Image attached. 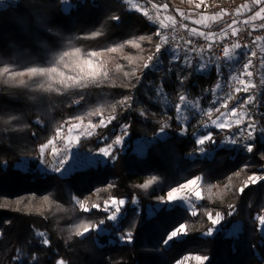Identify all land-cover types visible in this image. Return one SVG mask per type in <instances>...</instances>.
<instances>
[{"label":"trees","instance_id":"trees-1","mask_svg":"<svg viewBox=\"0 0 264 264\" xmlns=\"http://www.w3.org/2000/svg\"><path fill=\"white\" fill-rule=\"evenodd\" d=\"M69 1L66 10L61 0H17L0 8V116L18 117L11 125L0 120V264H57L59 259L66 264H177L183 263L185 256L192 259L196 255L209 257L204 264H264V233L254 218L264 213V181L252 183L248 179L264 176V135L259 131L264 127V85L257 97L258 107L248 105L257 123L255 139L247 141L253 144V151L222 143L237 131L233 127L213 128V141L206 142V151L200 153L194 130L181 134L174 107L168 109L157 101L155 88L163 80L164 92L176 103L181 89L179 70L181 76H188L184 92L190 97L200 96L208 104L213 94L205 90L217 83L215 66L197 72V64L181 67L176 63L169 73L165 50L160 54L162 66L145 69L143 64L149 62L147 57L159 42L154 35L159 27L153 20L122 0ZM136 1L146 8L148 1ZM153 1L165 4L166 0ZM182 2L192 5L190 0ZM112 15H118L120 21L111 20ZM227 21L207 29L214 31ZM97 31L101 35L92 36ZM141 35L153 37L151 42L138 41L142 50L125 44L117 52L105 51ZM260 45L264 46V40ZM78 48L81 52L70 57V63L87 69L82 63L89 58L86 54L98 52V57L90 58L92 67L102 63L114 83L89 84L58 93L46 91L45 80L29 74L32 68L55 67L50 61ZM129 56L135 59L134 64L128 63ZM116 64L124 71L137 68L140 82L131 80L135 88L125 87L129 80ZM221 71L229 77L227 69L221 67ZM248 94L240 92L236 96L244 99ZM129 95L133 97L132 106L124 108L118 102ZM77 100L80 102L75 103ZM96 109L99 115H87ZM112 115L115 120L80 139L78 147L81 151H98L121 134L120 125L128 124L126 148L115 149L116 159L109 157L103 165L68 176L44 174L37 169L39 145L51 139L64 123L80 121L77 116L99 123L102 117ZM195 120L193 117L191 122ZM162 128L168 133L166 138L150 144L143 155L132 151L137 138L152 136ZM104 136L109 140L103 141ZM22 159H27V170L16 166ZM152 176L157 180L147 189L141 188ZM197 176L202 178L203 197L197 204V216L179 203H160L171 187ZM246 182L248 187H244ZM242 187L244 191L240 192ZM73 197L84 201L90 211L81 210ZM113 198L126 200L116 222L108 219L109 211L103 210L104 202ZM93 204L100 207L93 208ZM208 212H220L223 217L219 229L211 235L204 234L215 227L207 218ZM80 223L98 227L76 236L70 230ZM180 223L186 224L187 235L164 245L163 240ZM236 224L240 225L238 232L229 234ZM100 226L109 231H99ZM37 232H45L50 244L44 245V237H38ZM127 232L132 233L130 240L125 237Z\"/></svg>","mask_w":264,"mask_h":264},{"label":"snow or ice","instance_id":"snow-or-ice-1","mask_svg":"<svg viewBox=\"0 0 264 264\" xmlns=\"http://www.w3.org/2000/svg\"><path fill=\"white\" fill-rule=\"evenodd\" d=\"M62 4L64 6L69 5V0H61ZM123 3L131 5L133 9L136 11L142 12L145 17H147L149 20H155L159 24V28L161 30L173 28V31L175 30V21L169 17L168 19L171 21L170 24H165L163 20L159 19V16L157 15L155 18L153 16L149 15V11L140 6L139 4H134L133 0H122ZM150 2V0H149ZM253 6H259V10L253 11L252 7L249 4L241 5L239 8H237L235 11L237 14L241 13V10L252 12V15L248 17L247 20L244 21L246 24H252L253 29H264V22L255 24L253 23L256 20L264 21V0H252ZM163 7V9L167 10L168 5L163 4L157 5L152 4V8L156 10L157 13H159L160 8ZM197 8L200 7V4L196 5ZM221 13L215 14L213 19L220 18ZM111 20L115 22L120 21V17L118 15H112L110 17ZM197 24H203L204 20H197ZM236 24V20H233L232 24L228 25V28L224 29L220 35V39H223L224 37L228 36L229 32L228 29H231L232 35H236L237 29L233 27V25ZM186 27V26H185ZM101 33L99 31L93 32L92 36H100ZM156 37L159 38V42L155 44V51L147 57V61L152 62L155 61L154 65H150L149 63L143 64V68L147 69L150 66L155 69H158L160 66H162L163 61L160 59V53L162 49H165V46H167L166 51L169 55V68L168 72L171 73L173 71L172 65L176 63H180L181 67H191L193 63V56L198 57L197 72H202L207 70L211 66H215L218 80L213 89H206L205 91H211L213 94V98L211 101L212 105H218L217 107H208L205 111L204 108L201 107L200 104V98H197L195 100L189 99L188 95L183 90V83L185 80L188 79V76H181L179 70L177 71V79L180 81L181 89L179 93V103L174 105V109L176 112L175 119L179 121L181 124H184L185 127L182 129L181 134H184L187 131V121L189 119L188 113L189 112H195L203 116H207L210 121V125L214 126L217 129H231L233 127L237 128L236 132L232 133V138L223 141L222 143H230L232 145H236L237 143H240L242 147L246 148L248 152L253 151V144L247 143V141H253L255 139V134L257 131V123L253 120L251 112L247 109V105H252L254 108L258 107L259 100L257 99V96L255 93L247 95L246 98L243 99V102L240 103L238 100V97L236 96V93L244 92V93H250L253 89L257 88V85L251 80V77L253 76V72L249 69L253 66V57H257V52L255 50L249 49L248 45H244L243 48L246 49V51L243 52V55L247 57V60L242 65L243 71L236 68V63L239 61V57L241 53H239L237 50L242 48V45L240 43H233L230 47L225 45L223 48V58L225 59V65L229 68V78L226 81V84L221 83V79H223V73L221 72V64L220 61L222 57L220 55H208V51L212 48L211 44H208L207 48L205 47H198L195 45V43L191 39L184 40V38H181L183 40V45H181L180 42L176 41L175 36H172L170 39L169 34H163L161 31H157L154 34ZM189 35L191 36H204L205 39H213L214 34L213 33H203L198 32L195 28L189 30ZM153 39L152 36H144L141 35L138 37V39H128L124 41L122 44H118L115 47H109L105 51L114 53L119 50H121L125 44L131 45L133 48L141 49V43L138 41H149L151 42ZM261 40H264V37L262 36H256L254 38V43L256 44V47L259 48L260 53L262 54V57L260 58V67L264 68V46H261L259 42ZM142 50V49H141ZM81 52V49H76L72 52L67 53H61L58 57H55L50 63L52 65H55V67H38V68H32L29 70V74L32 76H41L45 83L47 84L46 91H55V92H62L64 90L73 89V88H79L83 89L88 87L89 84H96L97 86L104 84L105 82H111L109 77V72L105 68V66L100 63L96 67H92L93 61L90 59L91 57H98L100 53L98 52H90L87 53L86 56L89 57L88 59H83L82 63L83 65H87V69L83 67L80 64H73L69 62V58L72 57L75 54H79ZM129 64H134L135 59L133 57H126ZM116 69L118 71L123 72V76L128 78L129 84L125 85V87H131L135 88L136 84L131 83L132 79L136 80V83L138 84L140 82V77L137 75V68L133 67L131 71H124V68L120 64H116ZM233 73H239V74H233ZM249 77L247 81L243 78L244 76ZM259 80L260 84L264 85V74H259ZM23 83V81H21ZM227 87L229 91L224 92V87ZM156 93V99L157 101H160L164 103L166 106L171 104V101L168 100L167 95L164 92L163 88V80H161L160 85L155 88ZM219 93V94H218ZM151 99V97H149ZM83 99V97H81ZM133 97L131 95L125 96L122 100H120L118 103L124 107V108H131L132 106ZM230 101H237L236 106L229 108V102ZM80 101L77 100L75 103H79ZM115 105L112 106L113 111H115ZM221 108L225 109V111H221ZM239 109V110H238ZM140 114L144 115V110L140 109ZM213 111L219 113V115L216 116L215 119H212ZM100 110L96 109L95 111L88 112V116L93 115H99ZM229 117H232L229 119ZM247 117L248 123L246 127H242V125L245 124V118ZM18 119L15 115H8L7 118H4L0 116V120L3 121L4 124L11 125L14 121ZM76 120L83 121L84 117L77 116L75 117ZM116 119L115 115L108 117V123H111L113 120ZM39 123V121H37ZM204 129L207 131L209 128V123H204L202 125ZM73 128L79 127V125H73ZM98 127H107V124L105 123L104 119H100L99 124H93L91 120L88 122V126L86 128V134L88 136H92L95 134V130ZM128 124H122L120 125V133L115 136V139L112 140L110 143H107L106 146L99 148V153L102 154L104 157H111L113 160L116 159V156L114 155L115 149L123 144L124 137L128 135ZM15 131V129H13ZM71 131V129H70ZM164 129H161V132H163ZM260 134L264 135V127H261L259 129ZM60 129H57L56 135L59 136ZM85 133H81V135H84ZM195 135V133H194ZM103 141H108L109 137L104 136L102 137ZM213 141V136L210 131L207 132L206 135H200L195 143L199 145L198 151L200 153H204L206 149L203 147V145L208 142ZM51 146V157L53 160V163L51 165V170L56 173H60L61 175L64 174L66 171L65 164L67 162V151L65 149H60L55 146L54 139H48L46 143L39 145V153L41 156L45 153V150L48 149ZM238 175V173H237ZM201 177L197 176L193 179H188L185 183L179 184L178 187H171L170 190L166 193V198L161 197L160 203L167 204L169 206L174 205L175 202L182 203L186 209L190 210V214L195 217L198 215L195 203L193 201V197H195L196 200L202 199L201 191L199 188H195L193 186L197 185L199 181H201ZM252 183H256L257 181H264V176H251L248 178ZM157 180L156 176H152L151 179H148L146 183L141 184L140 187L143 189H147L150 185H152ZM109 187H112V185H109ZM244 187H248V183L246 182ZM244 187L240 189V192L244 191ZM187 189L188 192H184V190ZM99 191V190H98ZM45 200L48 199L46 196L44 198ZM73 200L76 204H78L81 208V210L88 212L90 209H88L85 206L84 201L79 200L75 197H73ZM126 201L124 199H115L113 198L110 201L104 202V211H109L110 207L114 208V211H111V214L108 216L109 220L116 221L118 219V216L121 212V206H124ZM132 203H136L135 199H133ZM93 208H99L100 206L97 204L92 205ZM230 209H234L233 205L228 206ZM230 215L232 213H229ZM208 220L211 221L212 225H217L220 220L223 218L220 212H216L215 218L213 217V214L211 212L207 213ZM256 220L259 221V230L264 233V215L257 214L254 217ZM101 224L104 223L103 220L100 221ZM98 225L96 224H90V223H80L75 225L73 229L70 231H73L76 236H84L86 233L90 232L92 229L97 228ZM214 229L209 228L205 235H211L213 233ZM188 228L186 224L180 223L177 227H175L174 230H172L166 237V239L163 240L164 245H168L170 241H172L174 238H177L181 235H187ZM36 235L38 237H44L42 243L44 245H49L50 241L47 239L45 232H37ZM132 233L127 232L125 234V237L127 239H131ZM124 238V237H122ZM69 239H71V236H69ZM36 257H33V261H35ZM189 257L185 256L184 260H188ZM194 259L199 262V264H204L205 261L209 259L207 256H201L196 255ZM57 264H66V262L63 259H59L57 261ZM177 264H181L180 261H177Z\"/></svg>","mask_w":264,"mask_h":264},{"label":"rangeland","instance_id":"rangeland-1","mask_svg":"<svg viewBox=\"0 0 264 264\" xmlns=\"http://www.w3.org/2000/svg\"><path fill=\"white\" fill-rule=\"evenodd\" d=\"M16 1L17 0H0V8L4 7V6H7L8 4H11V3H15ZM172 1L180 3V4H183V5H186V6H192V5H197V4L203 5L208 0H190V2H191L190 4H192V5H189V3H187V4L183 3L182 0H170V3ZM70 4H71V2L69 1V5ZM136 4H139L140 6L144 7V3L143 2H138ZM62 6H63V8L65 10L68 8V6H64L63 4H62ZM171 9L172 8H169L168 12H161L160 11V13L163 16H165L166 18H168L170 14L174 13ZM158 31H160V30H158ZM245 62H246V59H244L243 63H245ZM242 71H243V69H242ZM243 78L245 79V81H247L249 79V77H247L246 75ZM226 80H227V78H225V74L223 73V79H221V83L224 84V82ZM251 80H252V78H251ZM249 94H252V91ZM167 98H168L169 101H171V104L167 105L168 109H172L175 104L179 103V100L176 101V103H174L173 102L174 99L171 96L167 95ZM188 98L189 99H193V100H195L197 98H200L201 107L204 108L205 111L210 106L213 107V108L218 106V105H212L211 102L208 103V104H205L200 96H197V97L188 96ZM238 100H239L240 103H242L243 102V97L242 96L238 97ZM232 102L233 101H231V103L229 104V108L234 107L237 104V101H234L233 105H232ZM246 107L249 110L248 105ZM221 111L223 112V111H225V109L222 108ZM217 115H219V113L215 114V111H213V114H212L211 118L215 119ZM188 116H189V119L187 121V131L185 133H188L191 130H194L196 138H198L200 135H206L208 131H210L212 133V135H213V128H215V127L210 125V121H209V118L207 116H203V115H200V114L195 113V112H189ZM175 117H176V112L174 114V118ZM193 117L196 118V120L192 123L191 120H192ZM231 118L232 117H229V119H231ZM101 119H104L106 124L108 123V117H102ZM88 122L87 121H70L68 123H64L61 127H59V129H60L59 136H57L56 133H55V135L51 138V139H54L55 146L57 148H60L62 150L66 148V151H67V162L65 164L66 171L64 172L63 175H61L60 173L53 172L51 170V165L53 163V160H52V157H51V146L48 149L45 150V153L43 154V156L40 155V162H39V165H38L37 169L39 171L43 172L44 174L52 173V174H57V175H60V176H68V175H71L72 173H74L76 171H79V170H84V169H88V168H96V167H98L100 165L105 164L108 161L109 157H104L102 154L99 153V150L95 151V152H86V151L79 150V147H78L79 140L82 139V138L88 137V135L86 134V131H85L87 126H88ZM177 122H179V121H177ZM92 123L93 124H97V125L99 124V123H96L94 121H92ZM204 123H209V128L207 129V131L202 126ZM247 123H248V120H247V117H246L245 118V124L242 125V127H246ZM179 124L182 126V129H184L185 125L181 124L180 122H179ZM73 125H79V127L73 128L72 127ZM70 129H71V131H70ZM96 130H95V132H96ZM81 133H85V134L81 135ZM167 134L168 133H167L166 130H164L163 132H161V130H160L156 134H153L152 136H142L140 138H137L134 141L132 151L137 153V154H139V155H143V154H145V152L147 150V147L150 144L166 138ZM127 136L124 137L123 144L118 146V147H122L123 149L126 148L125 141L127 139ZM204 145H203V147H204ZM16 166L19 167L22 170H27L28 169L27 159H22L21 161H18L16 163ZM201 182H202V179H201V181H199L197 183V185H195L193 187L199 188V190L201 191V195H202ZM184 192L187 193L188 190L185 189ZM77 199H79V198H77ZM79 200H81V199H79ZM200 200H196L195 197H193V201L195 203L196 209H197V204L200 202ZM135 201H137V200H135ZM177 203L183 205L180 202H175L174 204H177ZM109 204H110V202H109ZM158 207H159V205L156 206V208H158ZM121 208H122V206H121ZM114 210H115L114 208L110 207L109 214H111V211H114ZM121 212H122V210H121ZM121 212H120L119 216L121 215ZM262 215H264V213ZM213 217L215 218V215H213ZM114 222H116V221H114ZM220 222H221V220H220ZM219 223L217 225H215V227L213 228L214 229L213 233L217 229H219ZM239 229H240V225L236 224L228 232H229V234H235V233L238 232ZM98 230L101 231V232H103V231L104 232H108L109 231L106 227H103V226H100L98 228ZM181 236H179V237H181ZM120 239H122V236L120 237ZM195 261L196 260L194 258H192V259L189 258L188 260L184 261L181 264H192L191 262H195Z\"/></svg>","mask_w":264,"mask_h":264},{"label":"built area","instance_id":"built-area-1","mask_svg":"<svg viewBox=\"0 0 264 264\" xmlns=\"http://www.w3.org/2000/svg\"><path fill=\"white\" fill-rule=\"evenodd\" d=\"M246 3L249 4L252 7V9L256 8V6L252 5V0H232V1L208 0L203 5H200L199 8H197L196 5L186 6L174 1L170 3V0H166L165 4L168 5V8H172L171 10L174 12L173 13L174 16L172 17V19L175 21V26H174L175 30L173 31V28H168L163 30L159 28L158 30H160L163 34H169L170 39L172 36H175L176 41L180 42L181 45H183V40L181 38H184V40L191 39L198 47L207 48L208 44H211L212 48L208 51V55L209 56L220 55L222 57L220 64L222 68L227 69L229 75H230L229 68L224 66L225 65V59L223 58L224 46L227 45L230 47L233 43H240L242 45V48L239 50H242L244 52L246 51V49H244L243 46L248 45L249 49L255 50L257 52V57L252 58L253 66L250 68V71L253 72V76L251 78L253 82L257 85V88L252 90V94L255 93L256 96L258 97L262 89V85L260 84V80H259V74H262V68L260 67V58L262 57V54L260 53L259 48L256 47V44L254 43V38L256 36L264 37V29H253L252 24L244 23V21L248 19V16L245 13L246 11H244L243 9L241 10L240 14L236 13L235 10L239 8L241 5H244ZM152 4H156V2L148 1L146 5V9L149 11L150 15L153 16L154 18L158 15L159 19L163 20L165 24H170L171 21L168 19L169 17L166 18L165 16H163L160 13V10L159 13H157L156 10L152 8ZM192 11H197L206 15H212L217 13L225 14L227 18H229L230 24H232L233 20H236V24L233 25V27L237 29L236 35H232L231 29H228L229 34L223 39H220V35L222 32L215 34L213 36V39L211 40L205 39L204 36L189 35V28L187 22L189 15ZM153 22L159 27V24L155 20H153ZM260 42L261 41L256 43L260 44ZM166 48L167 46H165V49L161 50V53L165 51ZM244 59L247 60V57L244 56ZM197 62H198V57H195L194 55L193 63L197 64ZM148 63L150 64L151 62ZM242 65H243V61H238L236 63V68L242 71ZM143 74H144V70L140 72L141 76ZM233 74H239V73H233ZM226 81L224 82V84H226ZM223 91L227 92L229 91V89L225 86ZM237 145L240 148L246 150V148L242 147L240 143H237Z\"/></svg>","mask_w":264,"mask_h":264},{"label":"crops","instance_id":"crops-1","mask_svg":"<svg viewBox=\"0 0 264 264\" xmlns=\"http://www.w3.org/2000/svg\"><path fill=\"white\" fill-rule=\"evenodd\" d=\"M145 1H149V0H145ZM152 2H155L153 0H150ZM133 3L136 4L137 1L136 0H133ZM158 5H163L164 3H156ZM169 8L167 7V10L163 9V7L160 8V11L161 12H168ZM256 10H259V6H256V8L253 9V11H256ZM247 14V16H251L252 15V12H248L246 11L245 12ZM173 13L169 15V17H173ZM215 16V14H212V15H206V14H203V13H200V12H197V11H192L189 15V18H188V22H187V25H188V28L189 30L190 29H193L195 28L198 32H203V33H213L214 35L219 33V32H222L224 29H226L228 27V25H230V22H226V24L224 23L223 27H217L216 30H208L207 28L211 27L212 25H214L215 23L219 22V21H226V20H229V18H227V16L225 14H221L220 18L218 19H213V17ZM203 19L204 20V23L203 24H197L196 21L197 20H201ZM264 21H260V20H256L254 21L253 23L255 24H259V23H262ZM239 53H241L240 57H239V61H244V58H243V54H242V50H237Z\"/></svg>","mask_w":264,"mask_h":264}]
</instances>
